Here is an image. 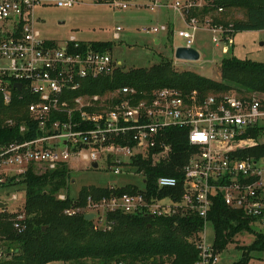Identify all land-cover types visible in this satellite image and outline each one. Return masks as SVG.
I'll return each instance as SVG.
<instances>
[{
  "label": "built area",
  "instance_id": "obj_1",
  "mask_svg": "<svg viewBox=\"0 0 264 264\" xmlns=\"http://www.w3.org/2000/svg\"><path fill=\"white\" fill-rule=\"evenodd\" d=\"M123 1L113 0L112 6L127 9ZM76 4L77 0H0V98L8 108L30 100L27 117H6L0 123L3 128H19L21 134L29 131L31 123L39 132L30 140L0 145V187L20 179L31 166L52 171L71 160L81 159L92 166L104 159L107 163L112 157L115 166L111 170L118 175L128 174L125 166H130L118 158L132 163V158L147 157L153 149L154 164L169 163L174 148L167 132L182 129L193 152L183 166L181 179L158 178V193L148 198L143 173H129L143 178V186L135 185L143 193H125L98 202L90 198L86 209H69L66 215L97 212L96 218L102 215L104 221L107 214L115 212L153 218L190 213L207 221L215 200L221 197L229 209L242 212L252 225L263 226L264 154L253 151L264 147V102L235 95L201 100L197 92L184 94L174 88L140 97L138 90L129 86L105 98L83 94L86 82L112 76L122 64L109 52L96 51L92 43L75 37L63 45L44 37L37 11ZM183 6L190 10L196 5L194 0H177L173 8ZM189 27L190 31L178 35L191 43L199 30L195 18ZM160 30L168 29L163 26ZM160 30L144 28L143 33ZM209 31L216 46L234 45L232 25L210 27ZM121 32L122 28H117L116 40ZM16 84L22 89L15 88ZM119 140L134 146L116 143ZM163 191L169 193L161 194ZM58 198L64 201L67 196L60 194ZM25 220L24 213L11 219L19 234L26 229ZM197 247L200 256L196 264H219L218 253L204 239Z\"/></svg>",
  "mask_w": 264,
  "mask_h": 264
},
{
  "label": "trees",
  "instance_id": "obj_2",
  "mask_svg": "<svg viewBox=\"0 0 264 264\" xmlns=\"http://www.w3.org/2000/svg\"><path fill=\"white\" fill-rule=\"evenodd\" d=\"M244 9L246 16L240 20H229L234 35L241 32L264 31V0H207L201 14L208 15L216 9ZM218 9V10H219ZM224 12V11H223ZM83 46V45H82ZM96 51L109 52L111 43H92ZM162 62L149 69H134L123 72L121 67L109 77L88 81L82 93L105 94L121 87L129 86L145 97L162 88H174L184 94L197 92L201 100L209 96L225 97L234 92L240 98L251 100V96H264V63L235 56L221 62V82L199 76L193 72L178 73ZM28 101V102H27ZM26 102H16L6 107L0 98V120L6 117H27ZM264 102V99H262ZM29 131L21 134L18 129L3 128L0 123V145L14 141H25L39 135L36 125L29 123ZM167 139L173 145L174 153L169 163L154 164V149L148 156L132 158L128 172L143 173L147 196L158 193L156 181L162 176L181 179L192 147L187 133L182 129H169ZM134 146L133 142L116 141ZM264 154V147L253 151ZM110 157L108 165L112 163ZM124 166V165H123ZM18 184L25 187V230L19 234L11 219L1 220L0 264H196L199 261L197 245L203 240L206 222L215 227L214 251L222 252L235 242L240 234L255 235L252 245L242 247L241 260L235 264H248L251 252H264V233H257L254 225L242 212L229 209L223 199L217 198L207 221L195 214H179L168 218L145 215H126L121 212L109 213L105 220L99 218L87 221L85 212L69 217L66 210L86 209L88 200L119 197L125 193H143L137 186L124 184L111 189L110 186H84L77 199L69 195L71 170L68 164H61L55 170L36 174L31 166L28 172L19 177ZM18 179V178H16ZM12 179L9 184L13 186ZM15 185V184H14ZM17 185V184H16ZM4 185L3 187H5ZM66 192L67 199L58 196ZM163 191L161 194H167ZM103 224L99 225V224ZM102 226V227H101Z\"/></svg>",
  "mask_w": 264,
  "mask_h": 264
},
{
  "label": "rangeland",
  "instance_id": "obj_3",
  "mask_svg": "<svg viewBox=\"0 0 264 264\" xmlns=\"http://www.w3.org/2000/svg\"><path fill=\"white\" fill-rule=\"evenodd\" d=\"M176 1L124 0L123 2L128 5V8L121 9L112 6L113 0H77V4L72 8L39 9L37 11L38 24L44 37L56 41L57 44L63 45L70 37H75L85 43H111L112 50L109 53L115 61L121 62L123 72L149 69L162 62H169V67L175 72H193L201 77L221 82L220 65L226 58L235 56L243 60L264 63V46L261 45L264 43V31L238 33L235 36L234 45L216 46L212 42V33L209 28L225 25L229 20L244 19L246 16L244 9L236 8L229 11L224 9V12H219L218 8L208 15H203L200 12L207 0H194L196 6L190 10H187L186 6L175 10L173 5ZM156 4L160 6L154 8L153 6ZM192 18L197 20L199 30L195 33L193 42L190 43L188 40L180 38L178 32L190 31L189 23ZM163 26L168 30L161 31ZM119 27L122 28V32L120 38L116 40L114 33ZM144 28H157L160 31L147 34L143 33ZM156 40H159L160 43L157 44ZM179 47L196 49L200 53V60L197 62L177 60L175 50ZM223 47H227L228 52H225ZM103 95L105 98L110 95V92ZM227 95L238 96L234 92ZM252 97L259 100L264 99V96L258 94H254ZM64 149L65 147L62 146L61 150ZM117 160L125 161L126 165L132 164L128 162V159L118 158ZM69 163L71 170V181L68 185L69 195L71 194L74 199L79 197L84 186L95 185L101 188L124 184L143 186V178H139L135 174L118 175L113 173L105 159L98 162V169H94L91 164L81 159L71 160ZM33 167L36 174L46 172L45 167ZM12 182H14L13 186L6 184L5 187H0V201L7 204V208L0 210V213L9 217L24 213L26 200L25 187L18 184L19 179ZM62 194L67 196L66 192H62ZM93 213L97 214V212ZM99 225L103 226L101 223ZM255 231L264 233V225L255 227ZM202 236L209 246L214 247L215 227L213 223L206 222ZM254 239L255 235L252 234L238 235L234 243L229 244L218 254L219 264L239 262L243 254L242 247H249L253 244ZM2 247L1 245L0 248ZM250 257L248 264H264V252H251Z\"/></svg>",
  "mask_w": 264,
  "mask_h": 264
},
{
  "label": "water",
  "instance_id": "obj_4",
  "mask_svg": "<svg viewBox=\"0 0 264 264\" xmlns=\"http://www.w3.org/2000/svg\"><path fill=\"white\" fill-rule=\"evenodd\" d=\"M262 46H264V44H261ZM175 58L179 61H185V62H197L200 60V53L192 48V47H179L176 48L175 50ZM15 88H17L18 90L22 89V85L21 84H16ZM92 167L94 169L98 168V163H94L92 165ZM7 207L6 204H2L0 203V209H5ZM96 214H86L85 215V219L87 221H94V219L96 218Z\"/></svg>",
  "mask_w": 264,
  "mask_h": 264
},
{
  "label": "crops",
  "instance_id": "obj_5",
  "mask_svg": "<svg viewBox=\"0 0 264 264\" xmlns=\"http://www.w3.org/2000/svg\"><path fill=\"white\" fill-rule=\"evenodd\" d=\"M156 43L157 44H159L160 43V41L159 40H156ZM262 44H264V43H262ZM110 52V51H109ZM99 167V166H98ZM98 169V168H97ZM0 203H2V204H5L4 202H2V201H0ZM7 205V204H6ZM7 208V207H6ZM5 208V209H6ZM5 209H2V210H5ZM1 210V209H0ZM0 216H1V218L3 219L4 218V220H7V219H10V218H12V217H9L8 215H5V214H3V213H0Z\"/></svg>",
  "mask_w": 264,
  "mask_h": 264
}]
</instances>
